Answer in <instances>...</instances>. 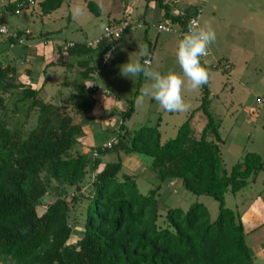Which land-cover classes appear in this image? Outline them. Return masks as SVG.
Here are the masks:
<instances>
[{
    "label": "trees",
    "instance_id": "trees-1",
    "mask_svg": "<svg viewBox=\"0 0 264 264\" xmlns=\"http://www.w3.org/2000/svg\"><path fill=\"white\" fill-rule=\"evenodd\" d=\"M64 1H40L41 14L53 13ZM157 1L164 11L161 21L187 29L193 10L174 12L175 0ZM17 4L11 5L14 13ZM88 7L101 14L94 0L88 1ZM61 47L56 62L62 58ZM104 48L74 42L67 51L81 56L94 50L102 54ZM201 63L209 80L201 87V104L195 109L208 117L200 136L195 134L194 112L165 142L157 126L131 131L126 120L135 110L133 99L120 113L117 142L80 151L79 138L85 132L74 115L93 118L91 85L76 86L67 103H56L42 96L41 89L19 80L16 58L0 59V109L6 110L7 101L19 94L16 106L23 104L27 117L37 113L30 129L25 128L27 119L19 126L0 115V264H255L248 230L240 215L226 205L225 195L255 180L264 170V157L248 151L230 171L224 168L220 123L210 110V72L202 58ZM80 64L85 67L83 77L93 76L96 66H90L88 59ZM94 151L97 156L91 155ZM112 153L117 158L104 161ZM122 154L137 155L161 184L179 179L190 192L214 197L219 202L217 218L212 219L202 202L192 203L188 210L170 207L164 215L158 199L161 185L141 193L136 175L124 167ZM54 181L58 191L62 186L74 191L71 197L58 196L40 214L38 207ZM73 235L78 239L71 242Z\"/></svg>",
    "mask_w": 264,
    "mask_h": 264
},
{
    "label": "rangeland",
    "instance_id": "rangeland-1",
    "mask_svg": "<svg viewBox=\"0 0 264 264\" xmlns=\"http://www.w3.org/2000/svg\"><path fill=\"white\" fill-rule=\"evenodd\" d=\"M39 1L35 0L33 7L24 9L20 14L4 13L5 22L11 29H17L19 26L24 27V30L33 29V35L27 36V43L32 44L35 40V45H38L37 49L46 45L43 41L45 37L39 36L43 24L47 26L44 28L55 29L48 44L51 50H55L58 44L63 45L72 39H84L85 42L92 40L103 33L104 28H101V25L106 26L113 22V19H109L105 5V3H110L108 1L96 0L103 7V12L96 15L88 7L89 0H65L63 5L47 18L40 17ZM126 1L130 2V0ZM153 1H156L158 5L157 0ZM188 5L193 7L190 8L191 10H200V22L211 23L216 33V40L210 46L209 55L202 59L208 65L210 72V110L220 123L219 131L223 139L220 142V153L224 168L230 171L232 166L242 160L248 151L257 152L264 157V0H176L172 10L177 12ZM123 7L121 12L114 16L122 18ZM128 9H130L129 5ZM130 19L134 23L144 22V20H137L135 16ZM157 20L153 22H158ZM2 37L6 36L0 33V40ZM179 38L181 37L175 33L159 32L154 26L133 28L114 43L115 48L106 62H103L102 56L97 59L94 74L90 78L83 77L80 72L73 69V59L64 49L63 52H66L69 57L68 66L65 68L59 65L48 68L46 93L51 96L60 95L55 99L53 97V101L67 103L68 94L76 86L91 83L98 85L92 97L97 90H107L106 96L110 98V101H115H112L107 109L104 106L100 110L101 113L103 109H106L105 114L100 117L103 122L108 120V123H111L112 130L103 129L96 136L94 134L90 140L92 144L87 145L85 149L80 145L84 142V144L88 143L89 140L88 137L82 138L80 145L77 146L78 150L90 151L93 146L105 145L113 141L121 124L120 121H122L120 113L129 108L133 99L135 110L126 120L131 131L134 132L142 126L156 127L160 122L162 140L166 141L176 136L179 126L194 112L195 134L200 136L208 121L202 109L195 110L201 104V88L196 90L189 88L185 79L182 94L190 105V109L182 113L167 112L150 97L141 98V90L148 87L147 80L142 76L131 79L121 74V66L128 61L139 60L143 63L148 58L152 67L161 73H166L171 69L182 75L175 56ZM23 46L28 45L17 44L15 47H10L9 42L0 41V59L7 52L20 55L23 53L21 49ZM19 60L24 63L28 61L22 57ZM97 69L99 71H96ZM18 95L16 94L7 101V109H0V115L6 116L11 124L19 126L27 119L25 128L30 129L36 123L37 113L32 111L27 117L25 110L23 111L25 106L20 103L16 106ZM47 98L51 100L49 96ZM84 117L74 115V121L85 125L83 121L87 119ZM90 134L88 133L87 136L91 137ZM210 138L214 136L210 135ZM93 153L92 156H94ZM145 157L146 160H151V157ZM116 158V153H112L107 155L104 161ZM123 162L126 171L136 175L141 193L148 194L152 187L161 185L158 199L164 215L170 207L181 206L188 210L192 203L202 202L210 210L212 219L217 218L219 202L214 197L190 192L179 179L161 184L157 176L146 169L143 163L144 170H137L139 171L137 172L134 170L133 161L126 159ZM55 187H57L56 181L53 182L50 192L38 207L40 214L45 211L46 205L56 200L58 196L71 197L74 191V187L70 186L59 187V191ZM83 190L87 192V189ZM225 197L226 205L233 208L241 219L242 216L245 218L244 213L249 210L262 220L263 225L257 227L248 236L249 243L253 244L258 237L263 238L264 170L245 188L237 193L227 192ZM246 225L250 226L248 223ZM77 237L73 235L70 241L74 242L78 239ZM255 264H264V254L255 258Z\"/></svg>",
    "mask_w": 264,
    "mask_h": 264
},
{
    "label": "crops",
    "instance_id": "crops-1",
    "mask_svg": "<svg viewBox=\"0 0 264 264\" xmlns=\"http://www.w3.org/2000/svg\"><path fill=\"white\" fill-rule=\"evenodd\" d=\"M19 0H0V21L5 22V17H4V13L6 12H12L14 13V8L11 6L14 3L17 4ZM42 1V0H40ZM39 1V2H40ZM100 7L101 12H103V7L100 3H98V1L94 0ZM102 1H108L110 3H105L106 5V9H107V13L109 15V19H113V21H117L120 19H127V20H131L130 17L135 16L137 20H144L146 23L150 24L153 21L157 20V21H161L164 18V11L159 9V6L156 4V1L153 0H145V2L143 0H130V2H127L126 0H102ZM143 1V2H142ZM129 5L130 9L127 10V6ZM122 6H124V12H123V17L122 18H118L114 15H116V13H120L121 12V8ZM185 8H193L190 5L186 6ZM184 8V9H185ZM41 14V13H40ZM53 13L49 14V15H42L40 17L42 18H47L52 16ZM127 16V17H125ZM69 17L71 18V15H69ZM112 17V18H111ZM43 20V19H42ZM6 23V22H5ZM154 23V22H153ZM47 27L43 24V28L42 30L39 32V36L45 37V40H48L50 42V38H51V34L52 32L55 31V29L53 28H44ZM20 31H24V27H18L17 28ZM27 29V28H26ZM32 29V28H30ZM33 30V29H32ZM30 30V31H32ZM131 31V29L127 32V34ZM35 34V33H34ZM33 35V32L32 34ZM32 37V36H30ZM36 37V36H34ZM28 39V38H27ZM43 40V41H45ZM1 42H6L8 43L6 37H2V39L0 40ZM30 42V40H29ZM35 40L32 42V44H28V46H23L21 49H23V53H20V55L13 53H6L3 54V58L2 60H6V59H15L19 62V65L17 66V70H18V77L19 80L26 83L27 85H31L32 87L36 88V89H41V95L44 97L49 96L50 98L52 97H60V95L57 96H51L50 94L46 93V83H47V73H48V68L49 67H56V66H63L66 68V66H68L69 64V57H71L73 59L74 65H73V69L76 70V72H80L85 68L82 67V65L80 64L81 60H85L88 59L89 60V65L90 66H95V62L97 61V59L101 56L100 52L98 50H94L91 53L88 54H83L81 56L78 55H72L66 54V52H63L64 49L67 50V43L68 42H76V43H85L84 39H72L69 40L68 42L66 41L65 44L66 46L63 45H57V49L55 50H51L49 48V42L46 43V45L41 46V48H36V46L38 47V45H35ZM45 44V43H44ZM62 49V58L59 59L58 62H56L58 60V57L60 56V52L59 49ZM210 52V50H209ZM209 55V54H208ZM20 57L22 58H26L28 59V61L26 63H24L23 61H20ZM30 59V61H29ZM82 75V73H81ZM94 83H91L89 85H92ZM73 90V89H72ZM71 90V91H72ZM95 91V90H94ZM108 91L103 90V91H96L93 95V99H94V106H93V110H92V117L91 119H87L82 123V126L84 128V132L85 135L79 138V144L82 141V138H86L88 137L89 142L86 144H81L80 146H83V149H85V147H88L87 145H91L92 142L90 141L94 134L95 136L103 129H107V130H112L111 127V123H108V120L105 122H103V119L101 118L103 115L105 114L106 109L110 106L111 102L110 98L108 96H106V93ZM70 94V93H69ZM68 94V96H69ZM62 97V95H61ZM63 98V97H62ZM115 102V101H113ZM105 106V110L103 109L102 112L100 113V110ZM99 112V113H98ZM101 116V117H100ZM85 118V117H84ZM87 122V124H86ZM122 121H120L121 123ZM119 123V124H120ZM109 124V125H108ZM157 127L159 128V130L161 131L160 127L161 124L160 122L157 123ZM88 125V127L86 126ZM88 133H91L90 136H87ZM162 134V132H161ZM163 141V140H162ZM165 142V141H163ZM96 145V144H95ZM99 146V145H98ZM80 151H85V150H80ZM122 159L123 161H125L126 159H130L131 161H133V166L135 167V171L139 170H144L145 167H143L142 162L140 161L139 157L135 154H131V155H125L122 154ZM137 171V172H139ZM254 181V180H252ZM251 181V182H252ZM250 184V183H249ZM245 214V218L242 216V222L244 223L246 229L248 230V236L250 235V233L254 230L257 229V227L263 225L262 220L257 217V214L251 213V211L246 210ZM245 219V220H244ZM254 220V221H249V220ZM249 224L250 226L248 227L246 224ZM248 236H247V240H248ZM249 243V241H248ZM250 248L252 250V253L254 255V258H256L259 255H263L264 254V237H258L256 238V240L253 242V244H250Z\"/></svg>",
    "mask_w": 264,
    "mask_h": 264
},
{
    "label": "clouds",
    "instance_id": "clouds-1",
    "mask_svg": "<svg viewBox=\"0 0 264 264\" xmlns=\"http://www.w3.org/2000/svg\"><path fill=\"white\" fill-rule=\"evenodd\" d=\"M101 28L105 26L101 25ZM215 40L216 33L211 23H201L198 18H194L176 45L175 56L182 75L171 69L161 73L154 69L147 59L143 63L139 60L128 61L121 66V74L131 79L142 76L149 82L148 87L141 90V98L150 97L167 112H187L190 105L182 94L185 79L188 87L193 90L201 88L208 82L209 73L201 63V58L208 55ZM110 56L111 52L107 53L106 59Z\"/></svg>",
    "mask_w": 264,
    "mask_h": 264
},
{
    "label": "built area",
    "instance_id": "built-area-1",
    "mask_svg": "<svg viewBox=\"0 0 264 264\" xmlns=\"http://www.w3.org/2000/svg\"><path fill=\"white\" fill-rule=\"evenodd\" d=\"M34 4H35V0H19L17 7L15 9V13L20 14L24 9H29L30 7H33ZM192 13L193 14L190 17L189 22L193 20L194 18H198L200 20V17H201L200 10H193ZM181 14H183L182 11H181ZM145 26L146 27L154 26L157 28L159 32L175 33L179 37H181L182 34L185 31H187V29H183L179 23H173L169 21H158V22L146 25L143 21H137L134 23L131 20L122 19L118 22H111L107 24L105 26L107 30H105L104 28V31L100 36L92 40H89L85 43L88 47H92V48L94 47L97 48V47L104 45L105 48L101 56H102L103 62H106L109 59V58L106 59V54L109 52H111L112 54L115 48L114 43L118 39H120L130 29L137 28V27H145ZM0 33L2 35H5L7 38L11 39L9 43L10 47H15L17 44H22V45L27 44L28 45L27 36L32 34V31H30L29 29H26L22 33H20V30L11 29V27L7 23L0 21ZM48 42H49L48 40L44 41L45 44ZM73 45H74V42L67 43V46H73ZM147 60L149 61V63H151L148 58ZM96 71H99V69H97ZM91 87L94 90H96L98 88V85L94 83L91 85ZM114 142H117L116 138L113 141L108 142L104 146H111ZM93 154L94 156L98 155L97 151H94Z\"/></svg>",
    "mask_w": 264,
    "mask_h": 264
}]
</instances>
